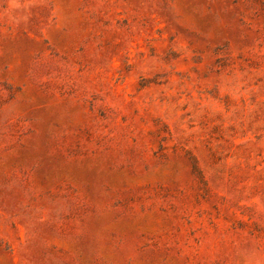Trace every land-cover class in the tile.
<instances>
[{
    "label": "rangeland",
    "instance_id": "374dc122",
    "mask_svg": "<svg viewBox=\"0 0 264 264\" xmlns=\"http://www.w3.org/2000/svg\"><path fill=\"white\" fill-rule=\"evenodd\" d=\"M0 264H264V0H0Z\"/></svg>",
    "mask_w": 264,
    "mask_h": 264
}]
</instances>
